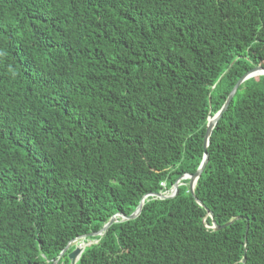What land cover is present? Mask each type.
<instances>
[{
    "label": "trees",
    "instance_id": "16d2710c",
    "mask_svg": "<svg viewBox=\"0 0 264 264\" xmlns=\"http://www.w3.org/2000/svg\"><path fill=\"white\" fill-rule=\"evenodd\" d=\"M256 67L264 0H0V264H264V76L152 196Z\"/></svg>",
    "mask_w": 264,
    "mask_h": 264
},
{
    "label": "water",
    "instance_id": "95a60500",
    "mask_svg": "<svg viewBox=\"0 0 264 264\" xmlns=\"http://www.w3.org/2000/svg\"><path fill=\"white\" fill-rule=\"evenodd\" d=\"M260 76H264V69L261 68V67H256L254 69H252L250 72H248L245 76H243L239 81L238 83L236 84V86L234 87V89L232 90V92L230 93V95L228 96L225 104L223 105L222 109L216 113L213 117H210L208 119V124H207V131H206V135H205V139H204V150H205V154H204V157H203V160L201 162V165L199 167V169L197 170V172L194 174V175H186V176H183L181 177L177 183L174 185L173 189L168 193H163V194H157V195H152L154 197H156L157 199H160V200H165V199H173L174 197H176L177 193H178V188L180 187V185H182L181 181L183 180H189V189H190V192L192 194V196L194 197V191H195V188H196V184L199 180V178L201 177L205 167H206V164L208 162V155L206 153V150L209 146V140H210V137L212 135V131L213 129L215 128L216 124L218 123V121L220 120V118L222 117L223 113L226 111V109L228 108L231 100L233 99L234 95L236 94L238 88L247 80L249 79H252V78H255V77H260ZM144 201L145 199L142 200V202L140 203L139 207L136 209V211L129 217H126L124 215H117L115 217H113L109 223L107 225L104 226V228L98 232V233H95V234H91L89 235L90 237L94 238V237H102L106 231L115 223H118V220L120 219L121 222H126V221H130V220H134L136 218L139 217V215L141 214L142 210H143V207H144ZM196 203L201 206V207H204L203 204L196 200ZM208 216L211 218L212 220V226L210 227L212 230L214 231H220L224 228H227L229 226H231L233 224V221L224 225L223 227H219L213 220V215L208 212ZM241 218H238L237 220H240ZM247 231H248V227H247ZM89 236H84V237H81V238H77L75 240H73L69 245L68 247L66 248V250L59 256L58 259L62 258L64 256V254L68 251L69 247L76 241L78 240H86ZM90 245V244H88ZM85 251V248L84 249H80V248H76L70 255H69V260L71 262V264H77L78 261L80 260L82 254L84 253ZM58 263V260L54 262V264H57Z\"/></svg>",
    "mask_w": 264,
    "mask_h": 264
},
{
    "label": "bare ground",
    "instance_id": "6f19581e",
    "mask_svg": "<svg viewBox=\"0 0 264 264\" xmlns=\"http://www.w3.org/2000/svg\"><path fill=\"white\" fill-rule=\"evenodd\" d=\"M78 243H86V241L81 239V240H78V241L74 242L73 244L75 245V244H78Z\"/></svg>",
    "mask_w": 264,
    "mask_h": 264
},
{
    "label": "rangeland",
    "instance_id": "374dc122",
    "mask_svg": "<svg viewBox=\"0 0 264 264\" xmlns=\"http://www.w3.org/2000/svg\"><path fill=\"white\" fill-rule=\"evenodd\" d=\"M78 245H85V246H87V243H82V244H78ZM74 246H77V245H74Z\"/></svg>",
    "mask_w": 264,
    "mask_h": 264
}]
</instances>
